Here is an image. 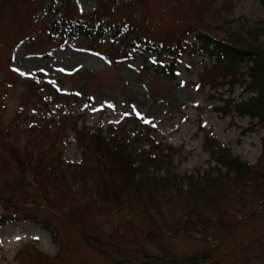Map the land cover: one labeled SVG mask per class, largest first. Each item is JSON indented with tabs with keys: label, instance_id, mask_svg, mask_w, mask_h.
Listing matches in <instances>:
<instances>
[{
	"label": "rangeland",
	"instance_id": "374dc122",
	"mask_svg": "<svg viewBox=\"0 0 264 264\" xmlns=\"http://www.w3.org/2000/svg\"><path fill=\"white\" fill-rule=\"evenodd\" d=\"M12 1L0 0V135L15 116L18 103L28 105L20 132L10 138L18 148L40 135L38 129L44 120L58 122L64 115L70 120V128L62 140L64 164L77 166L83 159L82 148L74 138L75 124L100 130L106 137L109 131H123L124 137L131 141L133 152L148 151L159 160V164L149 169L151 175L160 180L164 177L183 189L191 181L189 177L198 180L211 171L216 175V167L223 173L226 170L204 148L203 131L232 157L256 165L264 172V126L257 123L258 118L249 117L250 112L257 114L258 110L253 111L252 104L245 113L235 108V104L251 97H261L262 102L256 104L264 119V82L259 80L249 91L245 87L250 83L249 63L240 66L241 74L236 82L215 77L213 85L204 75L212 61L197 56L193 50L180 56L174 76L170 77L152 75L151 57L143 53L142 45L135 52L115 59L110 66L101 56L104 47H114L111 34L95 48L76 36L58 44L47 32L39 31L42 28L39 21L45 16L46 8L37 7L35 21L28 24L21 20L22 12ZM200 4L204 5L202 16L197 12ZM96 8L95 0L74 1L78 18L87 20ZM187 11L191 23L218 30L229 40L233 34L245 38L254 48L264 50V5L260 0H146L143 5L134 0H118L115 9H111L110 20L123 23L132 19L143 28L142 39L159 41L170 27L179 26L178 19L186 18ZM29 29L33 32H29L27 40ZM195 35V32L189 34L188 43L196 44ZM55 92L62 97H56ZM137 114L150 123H144ZM50 129L55 131L52 126ZM44 141L39 142L40 146ZM30 147L38 151L36 146ZM258 186L251 184L250 195L246 198H242L243 193L233 195L239 199L229 200L225 206L237 222L231 232L226 234L215 220L204 224L206 234L217 235L215 239L221 241L209 251L215 242L208 241V237L193 228L184 232L186 229L175 227L159 234L142 214L139 202L131 197L133 194L126 203L130 209L120 214L93 197L82 195L80 185L71 188L78 198L77 203H72L68 200V190L58 185L49 195L51 205L31 209L39 221L20 219L4 225L0 221V264H45L37 253L51 259L48 264H114L111 258H122L124 253L156 255L159 251L148 239L152 230L156 241L161 238L167 253L174 258L210 252L203 264H264V210L258 208L259 204L264 207V187L254 193ZM254 208L257 210L253 212ZM71 209L77 210L86 225L91 226L95 239L89 244L78 226L64 216ZM202 209L210 217L211 209ZM152 212L156 214L153 209ZM1 216L6 214L0 207V219ZM141 247L146 251H140Z\"/></svg>",
	"mask_w": 264,
	"mask_h": 264
},
{
	"label": "trees",
	"instance_id": "16d2710c",
	"mask_svg": "<svg viewBox=\"0 0 264 264\" xmlns=\"http://www.w3.org/2000/svg\"><path fill=\"white\" fill-rule=\"evenodd\" d=\"M74 1L37 0V2L29 3L24 0H13L11 3L18 6L22 12L21 20L28 24L35 21L37 7L46 8L45 16L39 21L42 27L39 31L47 32V36L58 43H64L76 36L95 48L100 46L107 34H111V45L114 44V47L107 46L103 49L105 61L108 62L109 59H115L112 56L115 55L117 59H120L122 55L135 52L142 45L143 53L151 57L152 75L170 77L174 76V70L181 59L180 56L193 50L197 56L208 57L212 61L204 73L209 78V84L216 83L214 82L215 77L226 79L225 82H236L241 74L240 66L244 62L250 64L247 67L250 83L245 85L248 91L259 80L264 82L263 49L254 48L253 45L247 43L245 38L236 37L234 34L233 39L229 40L221 36L218 30L211 31L210 28H201L191 23L188 11L185 12L186 18L177 20L179 26H172L166 31V36L159 41H149L142 39L143 28L141 29L134 20L123 23L111 22L110 12L111 9H115L118 0H95L97 8L87 20L78 18L74 9ZM134 1L139 5L146 2V0ZM260 2L264 5V0ZM206 4L205 2V6ZM203 11L204 5L200 4L197 12L202 16ZM57 15L59 16L56 17ZM29 32H33V29L26 32L27 38ZM193 32L196 34V44H190L187 41L189 34ZM250 40H253L252 36ZM107 49L109 51H106ZM54 95L60 96L57 92ZM30 100L31 98L28 102ZM261 100V97L257 99L251 97L249 101L234 104L240 113L247 112L246 108L252 104L253 111L258 110V113L250 112L249 117L258 118L257 123L264 126L263 116H260V110L256 104V102L261 103ZM27 107L28 105L21 101L18 103L15 116L6 128L7 130H3L4 133L0 135V207L6 214L0 219L3 225L7 222L15 223L20 219L39 221L36 213H31V209L51 205L50 200L52 199L49 195L53 187L58 185L68 190L70 202L77 203L78 198H75L74 192L71 193V188L80 185L82 195L88 198L93 197L107 205L109 209H116L120 214L130 209L126 203L129 202V196L133 194L131 197H134L137 203L139 202L142 214L148 217L147 219L156 227L159 234L166 229L175 230V227L186 229L184 232L193 228L201 236L208 237V241L215 242L214 248L209 250L213 251L221 241L215 239L217 235H207L204 224L215 220L219 228L221 226L226 230V234L231 232L237 222L235 215H229L228 210L226 211L225 206L230 202L229 200L239 199V196L233 195L241 193L244 194L242 198H246L253 192L249 188L253 183L255 186L259 184L253 189L254 193H259L264 187L263 171L259 170L256 165H249L240 162L237 157H232L226 148L220 146L205 131H203L204 148L214 158V161L226 170L223 173L219 167H216V175H213L212 171L205 173L204 178L198 179L200 181L189 177L191 181H188V189H183L179 184L172 185V182L164 177L160 180L151 175L149 169L159 164L157 163L159 160L153 155L150 156L148 151L133 152L130 149V139L124 137L121 130L109 131V136L106 137L100 130H91L85 125L79 127L73 124L74 138L82 148L83 159L77 166L64 164L61 159V149L62 140L66 136L65 132L70 128L68 126L70 120L67 116L62 115L58 122L52 119L44 120L42 127L38 129L40 135L28 140V145L22 149L10 140L13 133L20 132V122L29 108ZM50 126L55 129L54 132L50 131ZM35 131L36 129H32V132ZM40 141L45 142L43 146H40ZM30 145L36 146L38 151L31 150ZM260 206L262 204H259L258 208L264 210V207ZM205 207L211 209L210 217L202 209ZM78 208L79 205H77ZM152 209L156 214L152 212ZM256 210L257 208H254L253 212ZM214 214L216 217L212 216ZM64 216L78 226V231L88 244L90 240L95 239V235L90 231L91 226L86 225L84 217L78 215L77 210L71 209ZM154 233L152 230L150 234L153 238L148 236V239L159 251L156 255H146L144 252H136V255L133 252L129 255L124 253V257L113 256L111 261L114 264H203L210 257V252H202L174 258L173 255L167 253L169 251L161 238L158 237L159 241H156ZM140 251H146V249L141 247ZM114 253L118 255V252ZM37 254L45 264L51 260L45 255Z\"/></svg>",
	"mask_w": 264,
	"mask_h": 264
},
{
	"label": "snow or ice",
	"instance_id": "6c2138e0",
	"mask_svg": "<svg viewBox=\"0 0 264 264\" xmlns=\"http://www.w3.org/2000/svg\"><path fill=\"white\" fill-rule=\"evenodd\" d=\"M21 75H24V73H21ZM108 107H113V106H112V105H108ZM137 115H138V118H140V119L143 120L142 117H139V114H137ZM143 122H144V123H150V121H147V120H143ZM17 239H19V238H17Z\"/></svg>",
	"mask_w": 264,
	"mask_h": 264
}]
</instances>
